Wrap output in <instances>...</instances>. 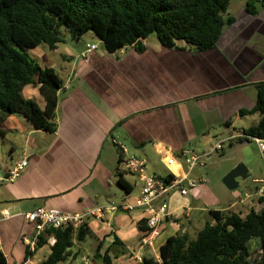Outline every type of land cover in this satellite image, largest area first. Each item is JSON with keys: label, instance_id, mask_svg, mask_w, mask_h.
Instances as JSON below:
<instances>
[{"label": "crops", "instance_id": "obj_1", "mask_svg": "<svg viewBox=\"0 0 264 264\" xmlns=\"http://www.w3.org/2000/svg\"><path fill=\"white\" fill-rule=\"evenodd\" d=\"M238 1L240 11L226 13L234 17L233 23L217 45L206 51H196L185 42L171 49L159 42L152 49L148 37L142 52L134 45L109 52L96 34L102 48L96 41H87L78 52L63 53L59 43L54 49L43 46L47 50L43 57L35 54L45 67L55 69L63 87L58 92L54 132L39 130L18 114L9 115L3 124L0 141L7 142L10 153L0 156L2 172L24 156L29 160L15 181L0 183V250L8 264L26 259L29 247L23 236L34 232V225L21 212L45 207L81 213L135 201L142 181L125 169L113 140L125 145L127 156L145 159L149 174L204 180L186 196L177 187L170 190L165 197L169 216L145 248L141 247L147 234L144 210L105 211L101 217H91L87 224L98 241L105 239L108 246L118 236L124 242L129 254L119 259L128 257L135 264L141 253L160 259L161 245L178 232L190 233L207 211L211 215L212 210H232L245 216L251 208H262L258 200L263 195L258 190L264 183L258 180L264 179V158L257 144L244 137L261 115H241L240 111L255 106L257 84L264 82V8L252 15L246 11L245 0ZM93 44L97 48L89 50ZM22 93L45 106L37 85L25 86ZM219 142L222 149L214 150ZM185 150L209 155L203 165L190 170L182 159ZM213 153L229 155L223 176L241 163L248 170L247 178H237L238 187L243 180V191L232 193L227 201L215 189L218 179L205 178L206 167L211 166L205 158ZM170 157L176 159L172 165L167 164ZM119 173L130 192L119 185ZM5 210L11 217H2ZM205 220L213 222V218ZM87 241L75 243L73 254L61 264H83ZM51 247L47 241L36 248L34 264H44Z\"/></svg>", "mask_w": 264, "mask_h": 264}, {"label": "trees", "instance_id": "obj_2", "mask_svg": "<svg viewBox=\"0 0 264 264\" xmlns=\"http://www.w3.org/2000/svg\"><path fill=\"white\" fill-rule=\"evenodd\" d=\"M230 3L231 0H0V134L5 133V118L12 114L23 116L39 130H56L58 92L63 80L54 68L42 67L28 51L41 45L56 48L63 41L61 25L76 40L93 31L109 52L131 45L142 52L143 40L150 36L170 49L183 41L196 51H206L217 45L233 23L234 17L226 15ZM245 8L252 15L258 14L264 0H245ZM29 84L39 87L45 100L43 108L36 100L24 97L23 89ZM257 89L255 106L240 114L260 113L258 124L244 133L264 138V82L258 83ZM118 176L119 185L130 192L123 174ZM173 179L172 173L164 178L167 183ZM258 201L262 208H251L245 216L232 210H212L213 222H207L194 238L187 231L178 232L161 245L160 259L143 256L135 264H264V195ZM91 235L87 222L77 229L46 228L36 248L55 236L56 243L44 264H61L73 254L75 243L85 242ZM30 254L28 250L27 256ZM128 254L124 242L113 236L108 246L105 239L98 241L93 260L94 264H115V259ZM0 264H8L1 250Z\"/></svg>", "mask_w": 264, "mask_h": 264}, {"label": "built area", "instance_id": "obj_3", "mask_svg": "<svg viewBox=\"0 0 264 264\" xmlns=\"http://www.w3.org/2000/svg\"><path fill=\"white\" fill-rule=\"evenodd\" d=\"M97 45L93 44L89 46V50H94ZM245 138L253 141L259 147L261 156L264 158V138L252 135H246ZM113 143L119 148L125 169L130 172L137 174L142 181V190L140 195L135 199L134 202L124 201L122 204H111L105 206L94 207L86 210L85 212H67L58 209H48L45 207H38L33 210L21 212V215L27 222L34 225V232L30 236H23V241L29 247V251L33 254L37 247V242L40 236L45 232L46 228H62L72 226L77 229L86 223L91 217H101L105 211H124L130 212L135 209H142L147 214V234L141 239V247L151 245V238L158 234V229L161 221L164 217L169 216V203L165 199L166 195L172 188H179L180 193L184 196L188 195L190 190L195 188L201 181L197 179H187L182 177L174 178L170 183H167L164 178L158 177L147 172L146 160L137 156H127V149L125 145L117 140H113ZM222 149V142L215 145L214 150ZM182 156L189 167L193 169L197 165H203V158L208 153H197L192 150H185L182 152ZM171 161L167 163L172 165L176 162V159L170 157ZM29 160L26 156L20 159L14 164L8 171L2 172L0 168V183L1 182H13L15 181L22 172L27 168ZM264 183V179L258 180ZM258 192L264 195V188H259ZM248 195H245L241 202H244ZM3 218L11 217L9 211L5 210L2 212ZM48 243L53 246L56 243L55 236L48 238ZM32 254L26 257L21 264H34L32 261ZM143 254L139 255V261L142 260ZM83 264H90L89 258L84 256L82 258Z\"/></svg>", "mask_w": 264, "mask_h": 264}, {"label": "rangeland", "instance_id": "obj_4", "mask_svg": "<svg viewBox=\"0 0 264 264\" xmlns=\"http://www.w3.org/2000/svg\"><path fill=\"white\" fill-rule=\"evenodd\" d=\"M237 2H239L238 0H232L230 3V6L227 10V14H236V12H239L240 10H237L236 8V4ZM59 31H60V35L63 38V41L59 44V49L63 52V53H67L68 50H73L74 52H78L79 50L83 49L85 47V44L87 41H96L99 44V48L103 47V44L101 42V39L93 32V31H87L85 33V35L82 37V39L76 40L73 39L69 29L65 26V25H61L59 27ZM179 42H183V41H179ZM148 43H149V47L154 49L156 44H159L158 39L155 38V36H150V38L148 39ZM43 46L46 45H41L37 48H32L29 49V54L32 57H36L35 54H40L43 57V54L45 51H47L45 48H43ZM39 62L40 65H42L43 67H45V65L43 64L41 59L37 60ZM229 152V150L227 151ZM10 153V148L7 145L6 141H0V156L1 157H7L8 154ZM229 155L226 153L225 155H219L218 153H213L210 157H206L205 158V162L207 164H209V160L211 161L210 164L212 166V170H210L209 166L206 167V171L207 174H205V178L207 180H211V179H218V184L215 186L216 191H218L220 194L223 193V195L225 196L224 201L228 200V199H232V193L234 192H242L244 186L243 184V180L241 179V185L236 188V189H229L225 184H224V177L223 173L228 169L229 167ZM262 161V159H260ZM263 164V162H262ZM147 167V165H146ZM149 169V168H148ZM148 172V171H147ZM211 172V175H209L208 173ZM133 175V177H138L137 174H131ZM227 175V174H226ZM128 176V175H127ZM221 179V180H220ZM245 197V196H244ZM243 197V198H244ZM241 198V199H243ZM240 199V201H241ZM237 199H235L236 201ZM212 215H210L209 211H207L206 215L203 217V219L201 220V222H198L195 225V228L190 229V235L192 238H194L197 234V232L203 227V225L206 223L205 217L206 219H208V221H210L212 219L211 217ZM105 227V225H104ZM106 228V227H105ZM88 243H86L87 245L86 248H83V252L85 253V255H88L86 257L89 258V262L90 264H93L94 262V252H95V247L98 244V239L97 236L95 235H91L88 237ZM257 251H255V255L256 256ZM124 256V255H123ZM115 264H133L131 261L128 260V257H124V258H117L114 260ZM34 263V262H33Z\"/></svg>", "mask_w": 264, "mask_h": 264}, {"label": "water", "instance_id": "obj_5", "mask_svg": "<svg viewBox=\"0 0 264 264\" xmlns=\"http://www.w3.org/2000/svg\"><path fill=\"white\" fill-rule=\"evenodd\" d=\"M249 176L247 167L241 163L236 166L233 170H231L225 177H224V184L229 189H236L238 187V177L247 178Z\"/></svg>", "mask_w": 264, "mask_h": 264}]
</instances>
